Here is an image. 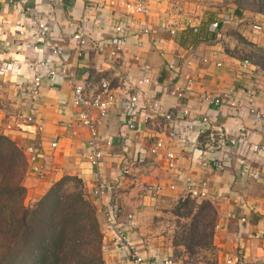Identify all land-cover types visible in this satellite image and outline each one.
<instances>
[{"label":"crops","instance_id":"1","mask_svg":"<svg viewBox=\"0 0 264 264\" xmlns=\"http://www.w3.org/2000/svg\"><path fill=\"white\" fill-rule=\"evenodd\" d=\"M18 1L21 4L13 6L9 0H0V130L21 148L40 142L46 165L60 168L61 176L83 180L85 192L98 210L106 263L127 264L123 252L113 245V232L107 228V214L118 206L122 208L121 222H126L130 214L134 216L129 231L145 257L192 264L187 256L176 253L172 232L165 230V221L173 216L171 211L176 201L184 198V180L190 178L198 183L207 181L212 196L228 198L211 200L217 211L215 254L197 264H227L228 260H233V264H264V241L255 237L264 236V150H254L256 145L264 146V75L256 65L230 50L221 34L209 30L217 19L207 6H202L204 2L200 7L189 3L191 0H147L150 12L142 15L127 9V2L132 0ZM98 14L106 21L99 29H92L88 52L78 57L77 44L72 39L76 22ZM34 20L46 23L52 38L65 50V62L91 93L98 89L102 74L111 78L116 87L125 74L134 77L146 74L151 79L145 91L149 98L158 100L161 111L149 109L147 102H142L136 129L127 126L120 105L104 118L99 126L100 147L105 156L100 171L87 159L89 130L78 124V108L71 100L73 87L63 79L54 87L44 80L39 103V116L44 121L41 132L21 129V121L15 127H8L16 124L17 115L30 108L26 93L39 72L29 63L47 61L56 68L62 63L51 52L30 47L34 41ZM119 24L125 26L127 36L121 54L123 66L118 61H105L91 50L94 43L118 37L115 27ZM20 26L25 27L24 37L18 34ZM146 29L152 33H144ZM10 64L6 72L1 71ZM168 64L175 69L169 70ZM146 65L150 68L144 69ZM96 67L102 68L103 73H98ZM45 71L40 69L41 73ZM180 92L182 98L178 96ZM225 93L234 96L239 109L217 106L202 98L206 94L220 97ZM252 107L261 111L263 119L251 114ZM184 108L191 110L190 119H198L194 130L188 129L187 121L171 124L164 117ZM148 113L150 119L146 117ZM203 117H208L211 125L200 136ZM173 124L182 134L176 140L167 135ZM159 138L166 140L167 147L154 155L150 149ZM53 141H58L56 149L51 147ZM202 151L222 164L224 170L201 167ZM169 152L179 159L175 169L169 168L166 156ZM25 157L24 184L30 195L40 198L50 184L31 172L32 163L27 154ZM141 159L145 161L140 162ZM243 162L257 169L259 176L243 174ZM124 168L130 173L125 175ZM99 172L108 182H116L117 187L105 198L96 200L93 189ZM149 185H159L162 191L151 194L145 190ZM172 185L176 188L172 189ZM245 203L247 206L242 207ZM249 206L256 211L249 210ZM231 213L246 217L249 227L244 231L239 219L229 216ZM156 214L161 216L157 228Z\"/></svg>","mask_w":264,"mask_h":264},{"label":"built area","instance_id":"2","mask_svg":"<svg viewBox=\"0 0 264 264\" xmlns=\"http://www.w3.org/2000/svg\"><path fill=\"white\" fill-rule=\"evenodd\" d=\"M90 1V0H87ZM9 3L13 6L21 4L18 0H9ZM112 4H114L112 2ZM126 7L132 14H142L146 15L150 12V8L147 0H132L128 1ZM234 19L232 14L224 15L220 20L214 21L209 30L213 33H216L219 27L223 23L230 22ZM106 21L105 17L101 14L96 15L94 18L83 17L79 22H76L77 26L75 27V31L73 33L72 39L76 42L77 46L75 49V53L78 57L85 56L88 52V46L91 43V32L94 28H100L102 24ZM34 41L32 47L37 51H49L52 55L57 56L61 59L62 63L59 68L53 67L49 62L44 61H34L30 62V66L38 71L36 78L30 83L26 96L30 100V108L28 112H23L19 115V121H21L23 127L21 129L26 130L31 133H39L44 129V121L39 116V103L42 97L44 80H48L50 86L54 87L57 85L61 79L69 82L73 87L72 93V103L78 108V112L76 113V120L78 124L85 126L89 130L90 137L88 139V160L89 162L100 171L101 166L104 163L105 156L100 147L101 143V134L99 131V126L101 121L108 117V115L118 106L120 105L123 116L126 119L127 126L130 129H136V121L138 115L141 110L142 102H147L146 107L149 109L159 110L161 111L158 100L153 97L149 98L148 93L145 91L146 87L151 84V79L148 75H143L141 77H134L130 74L123 75L120 80L118 86H114L113 81L107 75L102 74V68L96 67L98 73H101V78L99 81V87L94 92L91 93L89 91L88 85L85 83H81L80 80L75 75L74 71L68 66L65 62L64 57L65 50L63 46L59 42H56L52 36L49 27L45 22L34 20ZM75 26L74 24H72ZM254 31L262 32L263 25L260 23H256L254 26ZM18 34L21 37L26 35L25 27L20 26L18 29ZM115 32L119 34L118 37L110 38L104 43H94L91 46V50L100 54L105 61H116L119 62L121 66L124 65V61L122 60L121 54L123 51V45L127 40V36L125 35V26L123 24H119L115 27ZM174 33L173 31H171ZM146 34H151V30L146 29L144 31ZM164 55V54H161ZM122 60V61H121ZM248 63V61L246 62ZM169 70H174L175 66L172 64L167 65ZM11 68V64L1 68L2 72H6L7 69ZM45 68V72H40V69ZM148 65L145 66L144 69H149ZM120 89V91H119ZM246 92V91H244ZM248 93H251L250 90H247ZM180 98L183 97V93L180 92L178 95ZM202 98L205 101L210 102L211 104L217 106H226L230 108L239 109L240 105L237 100L234 99V96L231 93H225L220 97H213L210 95H203ZM64 107V106H63ZM251 114H253L256 119H263V114L261 111L257 110L255 107L250 109ZM191 110L188 108H184L176 114L168 113L165 114L164 117L167 122L173 123L174 121H187V127L189 130H194L196 122L198 119H190ZM147 119L151 118V114H147ZM200 121L204 125L201 130H199L198 134L204 135L207 130L210 128L211 122L208 117L200 118ZM34 130V131H33ZM167 135L170 139L176 140L181 138V131L177 126L170 125L167 131ZM235 142V140L233 141ZM192 147H195V144H191ZM51 147L56 149L58 147V141H53L51 143ZM166 146V140L163 138H159L155 143L151 146V153L157 155L163 150ZM263 149L264 146L256 145L254 146L255 151H259ZM25 152L28 153L31 165V171L42 181H52L53 178L59 175V168L52 166L49 167L45 164L43 159V150L41 144L33 145L28 144L24 149ZM167 159L169 162V168L175 169L178 165L179 159L177 155L173 152L167 153ZM144 159H141L140 162H144ZM199 163L203 168H212L217 170H224V166L222 164L214 162L206 151H202L199 156ZM242 173L251 177H258L259 172L253 166L242 163ZM125 175L129 174V169L125 168L123 170ZM179 178L180 175H177ZM180 179V178H179ZM117 183L108 182L103 175L99 172V175L95 181L94 189H93V198L95 199H103L106 194L110 193L112 189L115 187ZM172 189H175L176 186L172 185ZM209 183L207 181L195 182L190 178L184 180V191L190 198H202L205 200L209 199H219V200H228L227 197L221 198L220 196H212V194L208 191ZM146 191L151 194H159L162 191V187L159 185H149L146 188ZM247 204H243L242 207H246ZM249 210L255 212V207H250ZM112 212V213H110ZM107 214V228L113 231V241L116 247L122 251L126 257V261L129 264H173V260H163L161 261L159 258H148L145 257L138 246H136L135 241L133 240L131 233L129 231V227L132 226L134 216L128 215V219L126 222H121V208L118 206L113 211H110ZM230 217L238 218L242 224V229L245 231L249 225V220L244 216H239L236 213L229 214ZM256 238L264 241V236L261 234H256ZM227 264H233L232 260H228Z\"/></svg>","mask_w":264,"mask_h":264},{"label":"trees","instance_id":"3","mask_svg":"<svg viewBox=\"0 0 264 264\" xmlns=\"http://www.w3.org/2000/svg\"><path fill=\"white\" fill-rule=\"evenodd\" d=\"M258 1L264 10V0ZM237 13L241 15L239 10ZM26 172L21 147L0 131V264H107L97 211L83 180L64 177L31 208L24 203ZM175 211L191 221L186 224L189 232L175 241L190 254L189 260L197 249L214 248L217 211L211 201L197 205L187 198ZM92 236L98 245L96 254L89 250L94 246ZM77 243L82 251L73 254Z\"/></svg>","mask_w":264,"mask_h":264},{"label":"rangeland","instance_id":"4","mask_svg":"<svg viewBox=\"0 0 264 264\" xmlns=\"http://www.w3.org/2000/svg\"><path fill=\"white\" fill-rule=\"evenodd\" d=\"M199 1L200 0H191L189 3L193 2V3H196V6L200 5V7H201V3L204 2L202 6H204V7L207 6L208 11L213 13L217 20H220L226 14H232L234 16V19L232 21L227 22V23H223L219 27L217 32L223 36L222 40H224L225 43H228L227 45L230 46V50H232L234 53H236L239 57L247 59L252 64L256 65L258 67V69L261 71V73L264 75V10L261 11V9H260V5H259L260 1H258V0H201L200 2ZM237 10H239L241 12V15H239L237 13ZM234 12H236V13H234ZM257 22L263 25L262 32L254 31L253 28H254V26L256 25ZM224 36H225V39H224ZM110 62L115 63V61H110ZM22 113H20V114H22ZM19 115H17L18 117H17L16 124L15 123L14 124H9L8 125L9 128H12L13 126L15 127V126L18 125V123H19ZM39 143L40 142H37V143L36 142H31L29 144L39 145ZM26 146L24 148H21L23 153H24V155L25 154L28 155V153L23 150V149L26 148ZM87 159H88V155H87ZM58 170L60 172L58 176L53 178L52 181H46V183L50 184L49 185V189L47 190V192L58 181L62 180L66 176H70V175L61 176L62 172H61L60 168ZM72 187H75V184H72ZM116 187H117V184L115 185V187L112 189L111 192H113L116 189ZM46 193L43 196H41L40 198H37V197H35V195H30L29 192L27 191V195L25 197V202L24 203L28 207H31V208L35 207V205L46 195ZM186 193L187 192L184 191V194H185L184 198L176 201V204H179L180 201L182 202V201H185L187 198H190ZM108 194H106V196ZM87 197H88V195H87ZM216 197H217V195H215L214 198H216ZM191 199H193V198H191ZM194 200H196L197 205H198V203L201 204L200 200H205V199H202V198L198 197V198H195ZM211 200H217V199H213V198L209 199V201H211ZM93 205L95 206L94 203H93ZM176 206L171 211L173 216L170 215L169 216L170 218L165 221V230L172 232L173 240H174V247H175L176 253L185 255V256H187L189 258L190 254L185 252V248L184 247L178 248V246H176V244H175V241H176V239L180 238L184 234L186 235L189 232L188 230L190 229V227H188V225H186V224H189L191 221L189 219H187V218L180 217L177 214V212L175 211L176 210ZM95 208H96L97 216H98L97 207L95 206ZM119 208H121V207H119ZM114 209H116V208H114ZM121 211H122V208H121ZM196 212H197V208L194 210L192 218L196 214ZM110 213H112V212H110ZM121 214H122V212H121ZM158 218H161V216L158 217V215L156 214V217H155V220H154V225H155L156 228L159 226ZM100 227H101V225H100ZM150 227H152V226H150ZM110 231H112V230H110ZM101 232H102V230H101ZM103 238H104V235H103ZM92 240H93L92 244L94 243V246L91 249H89V250L93 251V254H96L95 250H96V248H98V245L96 243V239H95L94 236H92ZM204 240H208V237L205 238ZM103 244H104V239H103ZM113 245L116 247L114 241H113ZM136 246H138V245L136 244ZM81 251H82V249L80 248L79 244L77 243V247L75 248L73 254H77V253H79ZM102 251L104 253L103 247H102ZM73 254H72V259H73V256H74ZM214 254H215L214 248L197 249L196 254H194L192 256L190 261H191L192 264H197L200 261H203L205 258L206 259L208 257L209 258H213ZM0 256H1V254H0ZM159 259L161 261L164 260V259H161V258H159ZM127 264H129V263L127 262Z\"/></svg>","mask_w":264,"mask_h":264}]
</instances>
